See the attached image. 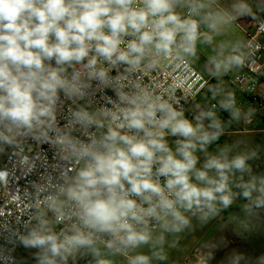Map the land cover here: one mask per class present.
I'll use <instances>...</instances> for the list:
<instances>
[{
	"label": "clouds",
	"instance_id": "obj_1",
	"mask_svg": "<svg viewBox=\"0 0 264 264\" xmlns=\"http://www.w3.org/2000/svg\"><path fill=\"white\" fill-rule=\"evenodd\" d=\"M178 7L188 8L186 17ZM233 7L242 14L251 11L245 0ZM202 9L200 0H0V153L19 149L24 139L46 141L54 132L56 146L79 165L54 188L37 189L47 191L44 202L55 223L66 224L56 233L46 213L37 215L22 242L40 249L39 264H57V258L67 264L77 253L90 254L94 264H113L106 257L116 255L127 264L165 260L163 233L188 227L185 213L207 219L217 203L225 208L232 203L230 175L250 171L248 160L255 153L229 158L225 147L209 154L207 146L223 134L214 112L193 123L168 99L129 80L142 68H155L150 58L174 50L193 55L200 25L214 29ZM242 63L234 55L215 67ZM122 65L123 73L110 75ZM93 82L114 91L112 108L71 114L67 126L78 125L86 140L62 135L55 126L61 95L83 99ZM237 116L232 111L233 119ZM167 136L179 138L175 149ZM198 150L205 154L200 167ZM20 165L31 169L35 162L25 156ZM7 175L0 171V182ZM259 184L238 187L251 200L252 191L264 197V177ZM255 204L264 206V198ZM142 246H149L151 255L136 251Z\"/></svg>",
	"mask_w": 264,
	"mask_h": 264
},
{
	"label": "crops",
	"instance_id": "obj_2",
	"mask_svg": "<svg viewBox=\"0 0 264 264\" xmlns=\"http://www.w3.org/2000/svg\"><path fill=\"white\" fill-rule=\"evenodd\" d=\"M209 1L214 5L210 20L214 29L205 25L206 34L197 40L193 55L180 52L209 80L200 95L187 105L186 118L195 123L196 119L190 114L198 117L202 113L214 112L223 128L216 146L220 149L227 147L229 158L237 154L255 155L248 160L250 171H236L230 175L232 203L226 208L217 203L216 210L208 214L207 219H201L200 213H185L190 219L189 226L180 233H163L162 251L167 258L153 259L152 264H264V206L255 204L258 198L264 197L259 191H252V199L249 200L242 196V189L238 187L255 180L259 188V179L264 177V120L249 97L233 84L234 77L242 71L243 63L229 64L219 71L215 67L216 62L223 64L234 55L244 60L245 29L254 27V13L259 8L264 10V0H245L251 9L249 14L234 10L233 6L241 0ZM262 43L264 45V37ZM258 94L264 95V77ZM225 104L233 107L226 110L221 106ZM232 111L238 112L235 119ZM202 122L207 127L210 120L205 118ZM166 139L176 141L179 138L167 136ZM154 233L161 234L159 229ZM22 248L28 251L18 263ZM136 251L151 255L149 246ZM39 252L38 248L22 246L17 251L15 264H39ZM106 258L113 264H127L122 255ZM70 261L67 264H94V258L87 253L82 260Z\"/></svg>",
	"mask_w": 264,
	"mask_h": 264
},
{
	"label": "built area",
	"instance_id": "obj_3",
	"mask_svg": "<svg viewBox=\"0 0 264 264\" xmlns=\"http://www.w3.org/2000/svg\"><path fill=\"white\" fill-rule=\"evenodd\" d=\"M203 5L201 15L206 14L210 20L213 16V3L209 0H200ZM176 11L186 17L187 7H178ZM199 19V16L193 17ZM254 27L245 29V56L242 71L238 73L233 84L238 91L245 94L251 100L264 120V95L258 94L261 79L264 77V10L257 9L254 13ZM206 34L205 24L199 28V38ZM155 63L154 69L142 68L130 75L129 80L133 84L149 88L154 95H160L177 110L183 111L186 117L187 105L194 101L209 84L190 61L174 50L168 57L150 58ZM54 63V62H53ZM124 66L119 70L113 69L110 75L115 77L123 73ZM131 90V85L125 91ZM116 96L111 88L101 89L93 82V90L83 99L65 100L61 95L55 113V126L62 135L86 140L83 130L78 125L69 128L68 122L71 114L80 108L88 111L107 107L112 108L110 101H115ZM216 107V105H212ZM195 119L197 116L190 114ZM99 135L95 128L88 130ZM57 136L54 132L48 133V139L42 142H34L24 139L21 147L6 149L0 153V171L8 173L5 181L0 182V264H15L17 251L25 246L22 242L29 231L37 224V215L46 213V218L56 226L54 232L59 233L65 227V223H55V217L48 211L44 202L47 191H37L38 188L52 189L63 182L69 176L74 175V170L79 166L67 153L56 146ZM28 157L35 162L31 169L21 167L20 159ZM164 178H161L163 182ZM154 232L158 229L154 228ZM85 253H77L75 257H69L68 262L82 260ZM123 256V255H122ZM124 257V256H123ZM126 258V257H125ZM57 262L61 263L57 258Z\"/></svg>",
	"mask_w": 264,
	"mask_h": 264
},
{
	"label": "rangeland",
	"instance_id": "obj_4",
	"mask_svg": "<svg viewBox=\"0 0 264 264\" xmlns=\"http://www.w3.org/2000/svg\"><path fill=\"white\" fill-rule=\"evenodd\" d=\"M167 141L169 143V146L172 147L173 149H175V141L173 139L172 140L170 139V140H167ZM219 149L220 148L218 146H216V142L212 143L210 146H207V152L209 154H213L214 155V154H216L218 152ZM196 155L199 158V162L197 164V167H200L203 164L204 160H205V154L203 152H201V151L198 150L197 153H196ZM55 226L56 225L54 223L51 224V228H52V231L53 232H54ZM27 251L28 250H26L25 248H22V250H20L19 255H18V263L22 261V259L26 255L25 253H27Z\"/></svg>",
	"mask_w": 264,
	"mask_h": 264
}]
</instances>
